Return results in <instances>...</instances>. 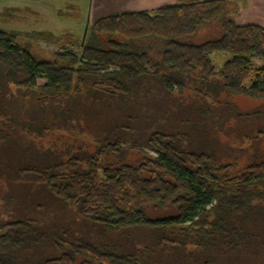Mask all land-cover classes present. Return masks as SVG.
<instances>
[{
    "label": "trees",
    "instance_id": "trees-1",
    "mask_svg": "<svg viewBox=\"0 0 264 264\" xmlns=\"http://www.w3.org/2000/svg\"><path fill=\"white\" fill-rule=\"evenodd\" d=\"M33 40L62 52L39 57ZM233 96L264 102V27L240 24L230 0L101 18L83 41L0 31V176L44 189L99 236L35 217L28 193L0 218V264H165L153 259L170 253L264 264V158L225 163L209 137L226 116L260 119ZM56 132L64 149L36 148Z\"/></svg>",
    "mask_w": 264,
    "mask_h": 264
},
{
    "label": "rangeland",
    "instance_id": "rangeland-1",
    "mask_svg": "<svg viewBox=\"0 0 264 264\" xmlns=\"http://www.w3.org/2000/svg\"><path fill=\"white\" fill-rule=\"evenodd\" d=\"M141 7L147 8L145 0H0V31L19 33L20 35L31 32H46L63 41H83L85 34H88L91 26L97 20L124 13L140 12L138 9ZM262 24L264 27V20ZM18 39L22 42L27 40L26 37H19ZM31 45L30 49L39 57L48 58L54 53L62 52V49L57 45L43 41L33 40ZM78 47L73 48L72 51L79 53L80 48ZM220 55L219 53L212 54L213 64L217 69L221 67L225 60L224 55L222 54V59L219 58ZM45 83V78L39 77L37 79L38 85ZM228 101L236 107L237 111L243 113L263 110L260 119L256 121L249 117L244 118L238 115L226 116V119H223L224 126L220 129L218 127L210 133L209 137L213 139L221 161L225 163L238 162V167L241 168L246 163L264 158V135L258 133L261 130L260 128L264 130V102L252 101L237 96L228 98ZM129 102L134 103L131 106H138L136 97ZM141 105L143 106V104ZM226 107L227 105H224L223 109ZM146 113L149 115L151 112H144L141 108L138 114L144 115ZM66 136V133L56 132L38 143V140H34V144L38 149H41L40 147L45 144H49L53 148L61 150L64 149V144L68 142L66 141L68 139ZM191 137L190 142L192 143L195 140V135ZM79 138L85 140L84 143L80 142L83 147L84 144L92 143L88 135L82 134ZM0 159L3 160L5 158L1 157ZM128 159L136 161L137 155L135 153L129 154ZM3 169L0 166V173H3L1 172ZM4 175H6L5 172ZM15 187H17V193L15 192ZM4 191L13 194L15 192V199L17 200L8 207H5L4 203L0 202V218H3L2 220H8L12 215L17 214L19 209L25 208L26 204L23 199L26 201L29 193L28 197L33 199V201H39L40 198V207L38 206L39 210L35 217H43L42 219L47 224L58 225L59 223L72 231L84 233V235L91 237L94 241L99 238L93 228L82 226L79 223L71 207L53 201L47 196L46 191L40 187L35 189L32 187L26 190L25 185L21 181L0 176V192ZM24 194L26 195L24 196ZM132 245L135 246L133 243ZM135 248L133 247V249ZM197 256L199 259L200 256ZM211 258V256H203L201 261L190 263L185 256L181 258L179 253H170L169 256L160 254L159 258H154L153 260H157V262L163 260L165 264H204L203 261ZM243 259L246 260L247 258H228L227 260H222L219 264H239Z\"/></svg>",
    "mask_w": 264,
    "mask_h": 264
},
{
    "label": "crops",
    "instance_id": "crops-1",
    "mask_svg": "<svg viewBox=\"0 0 264 264\" xmlns=\"http://www.w3.org/2000/svg\"><path fill=\"white\" fill-rule=\"evenodd\" d=\"M191 0H145L147 8L141 7L139 11H153L163 5H173ZM204 1V0H201ZM237 10V21L240 24H258L263 27L264 0H230Z\"/></svg>",
    "mask_w": 264,
    "mask_h": 264
}]
</instances>
